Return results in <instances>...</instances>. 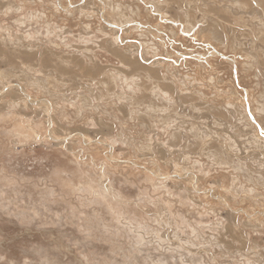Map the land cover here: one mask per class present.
Returning <instances> with one entry per match:
<instances>
[{
    "label": "rangeland",
    "instance_id": "1",
    "mask_svg": "<svg viewBox=\"0 0 264 264\" xmlns=\"http://www.w3.org/2000/svg\"><path fill=\"white\" fill-rule=\"evenodd\" d=\"M254 122L264 0H0V264H264Z\"/></svg>",
    "mask_w": 264,
    "mask_h": 264
},
{
    "label": "water",
    "instance_id": "2",
    "mask_svg": "<svg viewBox=\"0 0 264 264\" xmlns=\"http://www.w3.org/2000/svg\"><path fill=\"white\" fill-rule=\"evenodd\" d=\"M214 53L216 54V52L214 51ZM221 60H224V61H226V62H229V63H231V64H234V60L233 59H231V58H229V57H226V56H223V55H221V54H216ZM234 78L236 79V74H235V72H234ZM245 103H246V111H247V114H248V116L250 117V119L252 120V121H254L253 120V118H252V115H251V113H250V111H249V108H248V104H247V102H246V99H245ZM255 123V122H254ZM255 126H256V128H257V130H258V132H259V134H262V132H261V130H260V127L258 126V124L257 123H255ZM264 136V135H263Z\"/></svg>",
    "mask_w": 264,
    "mask_h": 264
},
{
    "label": "bare ground",
    "instance_id": "3",
    "mask_svg": "<svg viewBox=\"0 0 264 264\" xmlns=\"http://www.w3.org/2000/svg\"><path fill=\"white\" fill-rule=\"evenodd\" d=\"M217 54V53H216ZM261 130V129H260ZM261 132H262V130H261ZM259 135H261V136H263V132H262V134H259Z\"/></svg>",
    "mask_w": 264,
    "mask_h": 264
}]
</instances>
